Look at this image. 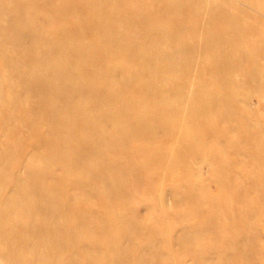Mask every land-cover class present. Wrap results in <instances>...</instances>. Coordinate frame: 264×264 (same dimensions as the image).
Masks as SVG:
<instances>
[{
  "label": "rangeland",
  "instance_id": "374dc122",
  "mask_svg": "<svg viewBox=\"0 0 264 264\" xmlns=\"http://www.w3.org/2000/svg\"><path fill=\"white\" fill-rule=\"evenodd\" d=\"M179 2L185 5L184 8L197 12L192 16L184 13L179 16L174 13L168 17L167 14H162L163 6L159 3L156 11L151 13L156 17L157 26L161 25L160 20L164 17L173 21L167 25L169 29L177 20L206 21L205 34L202 36H206L205 42L211 40L209 34L218 37L220 32L235 33V38L222 44L232 50L246 51L247 54L244 55L259 64L264 71V0H176L178 7H182ZM33 5L38 8L36 13L32 11ZM90 14L97 18L96 21L107 23L110 14L115 17L122 16L124 10L114 5L112 0H0V264H47L38 260L39 253L50 254L56 247H59L61 264H264V155L259 154L263 152L264 135L262 133L256 136L257 138L253 135V124L259 126L264 123V82L261 85H252L253 81L250 83V71H253V68L248 62L241 64L243 68L246 67V71L240 69L236 73H231L228 69L212 71L210 67L203 65L200 66V76L205 71V79L211 78L210 81L206 82L204 77H198V73V76L190 78L194 81L195 89L203 86L216 88L213 83L215 78L220 81L228 76L233 80L237 78L236 81H242V84L247 82L246 90L244 88L238 91L237 107L242 109L245 100L251 99V120L247 118L246 113L245 118L236 116L245 121L236 123L232 119V124L228 122L238 128L234 132L212 138L207 134V125L210 126L211 123L203 124V128L190 121L188 129L184 126L179 129V135L177 132L170 135L165 133L167 137L164 133L158 134V145L151 142L147 147L154 153L146 149V153L143 149L140 150L142 153L139 150L137 153L133 151L134 147L130 146L121 150L116 157L112 154L100 157L91 154L88 157L83 156L82 159L81 155L68 151L56 155L46 147L45 141L51 146L55 142L57 144L56 140L50 139L46 130L49 132V128L53 130L63 122L73 131L74 140L79 144L84 143L89 149L100 146L96 136L81 130L80 110L76 115L78 105L80 109L92 110V118L96 117L100 108L108 113L110 110L114 113L119 109H114V105L109 104L111 106L109 108L107 105L106 110L105 107H100L99 103L89 101L86 91L83 90V75L79 70H72L71 73L69 71L71 49L76 52L77 61L81 65L82 39L92 37L91 32L97 30L95 21L80 22ZM218 15L222 19L220 25L216 26ZM211 18L215 21L212 25L208 24V21H212ZM126 23L125 27L129 30L133 24ZM146 27L144 24L139 29H133L134 35H139V44L143 48H146L147 42L141 32ZM117 31L119 28L108 27L107 35ZM154 33L158 39L163 37V32L158 27ZM129 40L126 36L124 43ZM170 44L171 42H168V46H171ZM97 47L99 46L94 47V51H99L100 47ZM105 48V51L111 50V46ZM61 55H64V58L58 60ZM222 55L211 50L207 53L208 58L213 59ZM47 61L49 63H46ZM129 61L139 70L140 75L149 67L147 62L140 59ZM115 62L123 63L120 58L113 63ZM111 65L113 64L108 63L106 68ZM57 68L68 70L62 75L64 82H54L55 77H51V71ZM206 68L208 69L203 71ZM217 71L220 72L217 74ZM206 72L212 75L207 78ZM215 72L217 77L214 78ZM47 85L54 87L59 93L53 97H48L45 93L40 97L37 95L35 99L27 97L30 92L26 91V88L39 89ZM188 86L187 91H191V82ZM251 86L252 91L256 92L258 89V93L247 90ZM172 87L170 82L164 90L171 92ZM21 92H24L22 96L29 105L27 109L43 110L40 113L39 128L24 125L25 130L23 124L18 123L15 127L13 123V118L22 115L24 109L19 108L18 104L11 108L10 102L20 100ZM65 93L73 95V100L69 101ZM197 95L195 90L194 94L185 100H192V97ZM83 99L85 103L81 102ZM35 103L37 105L34 106ZM142 105L140 104L142 109H137L138 112H155L151 106L148 108L147 105ZM54 107L56 109L47 110ZM72 107H75L73 113ZM130 110L131 107L123 109V115L131 113ZM229 111V108L222 109V112L215 115L212 122L215 130L219 121L222 124L223 119H227ZM11 114L12 120L8 117ZM245 122L246 124H243ZM190 136L191 140L188 138ZM192 138L201 142V147L195 154L182 153L184 142L191 143ZM110 140L112 141V138ZM117 142L119 143L118 140ZM58 145L62 147L58 142L56 148ZM161 149L166 152L163 156ZM139 154L145 156V160L143 157L136 159L141 156ZM23 157L25 166L21 163ZM162 157L168 162H178L180 166L162 168ZM118 160L123 162L121 167L115 163ZM136 160L147 161V164ZM43 161L53 164L62 162L70 171L69 183L63 185L66 191L58 198L48 199L42 196V199L49 205L50 211L54 210L56 204L60 207V204H72L75 217L71 222L76 220L82 224L85 222L84 225L89 224L93 230L85 231L87 233H83L84 237L78 238V241L82 242L79 245L75 246L73 238L67 234L65 221L59 216L57 219L56 214L43 212L39 199L30 194L36 187L34 183L39 182L34 180L31 170L43 167ZM152 163L155 167L159 164L157 168L153 165L154 172ZM145 165L148 170H145ZM109 167L112 168L111 172L99 174ZM51 169L55 174L58 173L57 175H64L60 169ZM18 172L21 178L19 187H16L15 182L11 180ZM154 177L157 178L156 181ZM77 181H83L86 185L74 188L71 182ZM78 215L81 219L84 217V220H77ZM113 225L116 229L109 228ZM101 227L106 229L100 233ZM91 238L93 239L90 240ZM82 250L83 253L87 252L82 255ZM20 258H25L26 261ZM18 259L20 262L16 263ZM48 263L51 264L50 261Z\"/></svg>",
  "mask_w": 264,
  "mask_h": 264
},
{
  "label": "bare ground",
  "instance_id": "6f19581e",
  "mask_svg": "<svg viewBox=\"0 0 264 264\" xmlns=\"http://www.w3.org/2000/svg\"><path fill=\"white\" fill-rule=\"evenodd\" d=\"M112 3L114 5H117L121 10H124V14L122 16L117 15V17H115L110 14L107 23L96 21L97 18L93 16L92 14L80 20V22L86 21V23L87 22L94 23L92 21H95L97 30H95L96 32L94 33H92L93 31L91 32L92 37H88L87 39H82L83 58H82L81 65L77 61L78 57L76 55V52L73 49H71V51L69 50L71 52L69 55V58L71 61L70 63L71 68L69 69V71L70 73L72 72V70H75L76 72L77 70H79L81 72V74L83 75V90L86 91L85 94L88 96L89 101L92 100L94 103L96 102L99 103L100 107H105L106 110H107L106 106L109 104H111L112 106L114 105V109L115 107H118L120 110L118 109V111L114 113L112 112V110H110L111 112L108 113V112L101 111L100 109L102 108H100L96 114V117L92 118L90 117L92 114V110H89L88 108L80 109V105H78V108L76 110V115L80 110V115L82 117V120L80 121L81 130L83 132L86 130L85 131L86 133L94 135V137L96 136L98 143L100 144L101 147L96 146V147H93V149L91 148L89 149L87 146L84 145V143L79 144L78 141L74 140L75 134L73 133V131L68 128V125L66 122H63L62 124L56 125L53 128V130L49 128V132H47L48 129L46 130V133L50 137V139L56 140L57 144L59 142V144H61L62 147L58 145V147L56 148V145H57L56 142L53 146H51L50 143H47L45 141V144L47 145L46 147L48 149H51L52 152H55L56 155H62L64 152L68 151L73 154L81 155L82 159L84 158L83 156L88 157V155H91V154H97V155H94L97 157L107 156L109 154H112L115 156L116 154H120L121 150L130 148V146L134 147L133 149L134 152H137L138 150L140 151L141 149L143 150L146 149L150 151V149H148L147 147L150 146L151 142L154 143L155 145H158L157 144V141H159L158 134L164 133V135L166 136V134L170 135L174 132H177V135H179V132H180L179 129L182 126L188 129V125L190 121H194L196 122L197 125H201V126H203V124L207 125L211 123L210 126L207 125V129H208L207 134L210 135L212 138H214L220 135L223 136L224 133L234 132L238 129L236 126L234 125L232 126L228 124V122L232 124V119H234L236 123L240 120L244 122L245 119H241V118L239 119V117H244V113L248 115L247 116L248 119L250 118L249 117V112H250L249 105H251V99L245 100V102L241 106L242 109H239L237 107L238 106L237 104L238 91L244 88L246 90V87H245V83H247L246 81H244L242 84L241 83L242 81L241 82L236 81L237 78L234 80L231 78H228L230 76H228L227 78L225 77L220 81H217L215 76L220 71L219 72L217 71V74L215 72V75L213 76L215 78V81H213V83L216 86V88H210V87L206 88L205 86H203L200 88L196 87L195 89L194 81L190 80L191 76L193 77L194 75H196V73L199 74V76L198 75L196 76L198 77L202 76L205 79L206 77L204 76L205 74L204 70H207L209 67L211 70L212 69L214 70L228 69L231 73H236V71L240 69L244 72L246 71L245 69L246 67L243 68L241 64H243L244 62H248L251 65L250 67L253 68V71H250V76L252 78L250 83H252L253 81L252 85L253 84L254 85L263 84L264 71L262 70L259 64L249 59L246 55H244V53L247 54L246 51L232 50V49H229L227 45L222 44L224 42L225 43L230 42V40L232 38H235L237 34L235 33L227 34V33L220 32L218 37H215L214 34H209V38L211 40H209L208 42H205L204 40L206 36L205 37H202V36L205 34L204 27H205L206 21H203V22H200L197 20L192 21L191 19L190 20L186 19L185 21L177 20L175 21L176 24L172 26L170 25L171 29H169L167 25L173 22L167 19L170 15L176 13V14H179L180 16V14L184 13L187 16H192L195 12H197L190 8H184L185 5L181 4L180 2L179 4L182 5V7L181 6L178 7L176 0H112ZM159 3L160 5L163 6L162 14H167L168 17H164L163 20H160L161 25L157 26L156 17H154V14H151V13H154L156 11V8L158 7ZM31 8H32V11L35 13L36 11H38V8L36 7V5L31 6ZM90 11L92 13H95L92 10ZM220 19L222 18L221 16L218 15L216 16V22L213 21V19L211 18L212 21H208V24L212 25L215 22L216 26H218ZM126 22H131L133 24L132 27H129V30L126 29L125 27V25L127 24ZM144 24H146L147 27L141 33H143L142 36L145 37L144 41L147 42L146 48H143L140 46L139 42L141 40H140L139 35L138 36L134 35L135 33L134 30L139 29V27ZM111 26L119 28V31H117L115 34L107 35V29L108 27H111ZM156 27H158L163 32V37L162 38L160 37V39L156 38V35L154 33V30L156 31ZM145 32L146 34H144ZM126 36L129 37L130 40L125 44L124 38ZM210 36L214 38H211ZM149 42L151 43L150 46H149ZM161 42L162 44L160 45ZM168 42H171L170 44L171 46H168ZM157 44H159V46ZM96 46L100 47L99 51H94V47ZM106 46L107 47L111 46V50L107 49V51H105ZM101 47H103L105 50L102 49ZM210 50L214 52L222 53L224 56L222 55V57L216 58V59H213L212 57L208 58L207 53ZM62 58H64V55H61L58 58V60H61ZM119 58L122 60L123 63L121 64L117 62H115L116 64L113 63ZM130 59H134V60L140 59L148 63L149 67L142 71V74H141L142 76L139 74L138 72L139 70L136 69L132 63H130L129 61ZM46 63H49V61H47ZM108 63H112L113 65L106 68V65H108ZM205 65H207L208 68L203 69L204 73L203 75L200 76V73H201L200 71H202L200 66L206 67ZM66 71L68 70H65L64 68H57L55 70L53 69V71H51L50 74H51V77H55L54 82H58V81L64 82V80L62 79V75ZM212 71L211 73L213 74ZM206 75H208L207 78L210 77L209 73H207ZM219 78L221 77L219 76ZM210 79L209 80L205 79V81L206 82L210 81ZM170 82L173 87L171 88V92H166L164 90V87H166ZM190 82H191L192 89L191 91H187L189 88L188 85H190ZM248 84H246V86ZM27 90H29L30 92L28 93L27 97L31 96L34 99L37 95H39V97L43 96L44 93L47 94L48 97H53L54 95H57L59 93L57 90H55L54 87L52 88V87H49L48 85L43 88L39 87V89L37 88L27 89L26 88V91ZM195 90L197 91L198 95L196 97L195 96L192 97L193 98L192 100L190 99L186 101L185 98L186 99H188V97L190 98V96L194 94ZM247 90L252 91V86L251 88H248ZM241 92H243V90ZM253 92L255 91L253 90L252 93ZM256 92L258 93V89ZM22 95H24V92L23 94L21 92L20 100L19 99L15 101L12 100L10 102L11 108L16 107L18 104L19 108L24 109L22 115H18L15 118H13L11 114L10 116H8L9 119L12 120L11 118H13V121L15 122L13 121L12 122L15 123V127H17L16 125L20 123L21 125L23 124L22 126L25 125V126H28L30 128H35V129L38 126L39 128L40 126L39 124L41 122L40 113L43 112V110L42 109H32L31 111L30 108L27 109L29 105H27V102L25 101ZM67 96H68L67 99L69 101H72L74 98V96L71 94H67ZM22 102H25L26 104L24 105L22 104ZM81 102L85 103V100L83 99L81 100ZM81 102H79V104ZM140 104L147 105V107L151 106L152 108H154L155 112L151 114H148V113L143 114L140 111L142 113L140 114V112H138L139 107L142 109ZM35 105L37 104L35 103L34 106ZM111 105H109V108ZM126 107L127 108L131 107V110H130L131 113L123 115L122 110L126 109ZM152 108L150 110L153 112ZM226 108H229L230 110L227 114L228 117L226 120L223 119L222 124H220V121H219L215 125V128L217 129L215 130L212 125L213 120H215L214 119L215 115L219 114L220 112H222V109H226ZM51 109H56V107L49 108L47 110H51ZM57 109L60 112V108L57 107ZM26 110H27V114H26ZM74 110H75V107H72L71 112L73 113ZM236 116H239V117L237 118ZM9 119L7 118V120ZM157 120H159L160 123H157L159 122ZM249 120H251V118ZM249 120H246V121L249 122ZM252 121L250 122L251 124H252ZM109 123H112L113 125L108 126ZM104 124H106V126ZM243 124H246V122ZM25 126H24V129L26 130ZM253 127L252 129L254 131L251 129L250 130L254 132L253 133L254 138H257L256 136L261 135L262 133L264 135V123H262V125L260 124L259 126H254L253 124ZM22 129L23 127L21 128V130ZM181 133H183L182 130H181ZM23 134H25V132ZM189 135H191V132ZM23 136L24 135H21V137ZM111 138H112V141L110 140ZM177 138H179V136H177ZM188 138L190 139L191 136ZM22 139L23 138H21V140ZM117 140L119 141V143L117 142ZM184 143L185 144L183 145L185 146H184V149L182 150V153L195 154L198 151V149L201 147V142H198L195 138H192L191 143L190 142H188L187 144L186 142ZM59 147L62 150H59L60 149ZM260 150H262V147ZM256 151H259V150H256ZM28 152L31 153L30 151ZM140 153L142 152L140 151ZM151 153H154V152H151ZM164 153L166 152L163 149H161L162 156ZM24 154H25L24 156L26 157V153ZM259 154L264 155V148H263V152ZM142 157L145 160L144 158L145 156H142V155L140 157H136V159L142 158ZM258 158L260 159V157ZM258 158L256 159L257 161H258ZM150 160L152 159L150 158ZM137 161L142 162L143 160H136V162ZM44 162L45 161L42 162V165ZM155 162L157 163L158 160L157 161L155 160ZM21 163L22 164L24 163V166H25L24 157L22 158ZM115 163L119 165L120 167L123 165V162L120 160L116 161ZM153 165L154 164L152 163V170L154 172L155 168H157L159 164L156 167L154 165L155 167L154 169H153ZM179 166L180 164L178 162H174L173 160L168 162V161H165L164 158L162 157V168H165V167H169V168L177 167L178 168ZM52 167L62 170L64 172V175L60 176V175H57L58 173L55 174L51 169ZM39 168L31 170L32 176L35 178L34 180H38L39 182L34 181L38 183L36 184L34 183V186L36 187L32 189L30 194H32L34 198L39 199V201L41 202V208L43 212H46V213L49 212L52 214H56L57 219H59L58 218L59 216L62 220L65 221L64 222L66 223L65 227H67L68 229L67 234L71 238H73L75 246L77 244L78 245L81 244L82 242L80 240L78 241V238L80 239L81 237H84L83 233H87L88 231L93 230V229H90L89 224L84 225L85 222L83 224L80 223L81 221L78 222L76 220L75 222H71V219L75 217L73 215L75 213L73 212L74 209L72 210V208H74L72 207V204L70 203L67 205L60 204L61 207L58 204H56L54 210L50 211L51 208L44 201L45 197L48 199L58 198L60 197V194L62 192L66 191L63 185L66 186V184L69 183L68 175L70 171H68V167L64 166L62 162L53 164V163L46 161L43 167H41L40 169ZM111 169L112 168L110 167L106 168L102 170L99 174H107L108 172H111ZM145 170H148V166H147V169ZM150 176L152 175L150 174ZM20 178H21V175H20V172H18L16 176H14L13 179L11 180L15 182L16 187H19ZM194 178H199V177L194 176ZM48 180H50L49 183L47 182ZM154 180L156 181L157 178L154 177ZM71 183H72V186H74V188L78 186L83 187L84 185H86L83 181L81 182L77 181V183H74V182H71ZM204 193H206V191ZM73 195H75V193L72 194V196ZM42 196L44 197L43 199H42ZM69 196L71 197V194ZM71 199H73V197H71ZM79 219L81 218L79 217L77 220ZM82 219L84 220V217ZM111 226L110 227L108 226V227L116 229V226L114 225L113 227ZM102 227H101V230L99 229L100 233L101 231L104 232L106 229V228L102 229ZM101 236H103V234ZM92 239L93 238H91L90 240ZM87 247L89 246L87 245ZM20 249L22 250V248ZM58 251H59V247H56V248H53L50 254H46L45 252L39 253L37 258L39 261H42L47 264H49L48 261H50L51 264H61L60 263L61 257L58 254ZM81 252H82V255H84V253L87 251H84L83 253V250H82ZM88 257L89 256H87V258ZM89 258H91V256ZM20 259L26 261L25 258H20ZM86 260L88 261L90 259H86ZM19 262L20 260L16 263H19Z\"/></svg>",
  "mask_w": 264,
  "mask_h": 264
}]
</instances>
